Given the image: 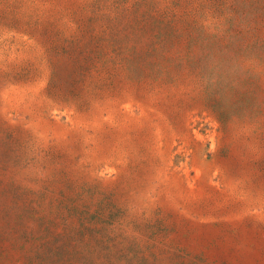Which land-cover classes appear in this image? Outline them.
I'll use <instances>...</instances> for the list:
<instances>
[{
    "label": "rangeland",
    "instance_id": "1",
    "mask_svg": "<svg viewBox=\"0 0 264 264\" xmlns=\"http://www.w3.org/2000/svg\"><path fill=\"white\" fill-rule=\"evenodd\" d=\"M0 264H264V0H0Z\"/></svg>",
    "mask_w": 264,
    "mask_h": 264
}]
</instances>
